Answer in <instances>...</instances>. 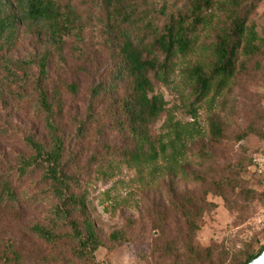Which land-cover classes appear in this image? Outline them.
I'll use <instances>...</instances> for the list:
<instances>
[{
    "label": "trees",
    "instance_id": "1",
    "mask_svg": "<svg viewBox=\"0 0 264 264\" xmlns=\"http://www.w3.org/2000/svg\"><path fill=\"white\" fill-rule=\"evenodd\" d=\"M261 1L185 0L180 6L145 0H0V105L27 107L45 133L41 141L34 135L26 136L25 151L12 171H0V222L9 215L19 218L26 209L40 210V217L27 233L47 247L65 245L81 262H93L100 249L112 250L130 239L127 228L113 232L108 242L100 236L88 209L91 181L79 175L80 159L70 154L64 131V93L78 97L81 86L64 78L63 73L69 70L70 53L80 49L86 30L93 24L84 15L87 7L102 11L98 27L111 49L112 66L101 81L89 86L84 115L70 117L76 139L82 146L95 137L106 139L101 140L105 154H100L99 163L87 167H97L98 178H111L125 167L136 173L140 185L152 187L166 174H188L187 166L181 163L202 137L195 124L196 105L214 102L231 89L240 56L250 60L264 56V37L248 27ZM205 28L215 34L209 45L200 44ZM23 38L33 39L39 47L19 59L13 52ZM200 47L211 58L184 70L194 124H183L175 119L159 87L168 86L178 62L188 61ZM163 117L166 120L157 132L155 127ZM227 131L228 125L221 118L210 120L208 140L200 154L211 170L205 176L190 173L194 181H214L211 172L221 170L216 165L217 152L227 139ZM245 137L246 133L241 134L238 141ZM261 152L259 149L250 157L255 173V156ZM231 169L235 175L236 167ZM233 177H222L217 184L225 199V187H240ZM185 202L174 201L176 214L185 224L182 252L174 250L166 227L160 225L156 230L164 243L162 252H176L187 264H224L229 254L215 258L211 249L196 243L201 228L196 203L191 195ZM263 252L264 246L230 261L249 264ZM0 264H26L14 242L0 238Z\"/></svg>",
    "mask_w": 264,
    "mask_h": 264
},
{
    "label": "rangeland",
    "instance_id": "2",
    "mask_svg": "<svg viewBox=\"0 0 264 264\" xmlns=\"http://www.w3.org/2000/svg\"><path fill=\"white\" fill-rule=\"evenodd\" d=\"M149 4L162 5L169 1L172 5H182L185 0H145ZM85 17L93 20L84 34L83 43L76 53H70L69 70L63 73L67 80H76L81 86L78 97L64 93L65 133L68 137L70 154L80 159L79 175L91 181L88 191V206L100 236L108 242L110 235L127 228L130 231L128 242L115 249L102 248L96 253L93 262L75 260L65 245L47 247L27 233L30 224L40 217L39 211L26 209L19 218L5 216L0 222V238L12 241L23 253L26 264H187L176 252L164 255L163 240L156 228L166 227L168 239L174 250L182 252L184 222L176 214V203L185 205V198L191 195L196 203L198 224L196 243L203 249H211L215 258L226 252L229 259L224 264H232L235 256L245 258L264 246V180L251 168V154L264 148V56L262 58L238 59V76L231 89L214 102L204 101L196 105V125L202 137L181 164L187 166L188 174L165 175L152 187L138 183L136 173L125 167L116 170L111 178L97 177V167H87L99 163L100 154H105L101 136L95 137L86 146L76 139L75 125L70 117L83 116L89 106L88 88L102 80L112 66L111 49L106 46L99 30L102 11L87 7ZM217 19H215L216 21ZM101 21V20H100ZM260 37H264V0L248 22ZM215 34L208 28L201 31L200 44L209 45ZM39 44L30 38H23L13 52L19 59L26 58ZM208 51L198 49L188 61L180 60L171 83L160 86L175 119L183 124H194L190 113V89L187 87L184 70L190 64L210 60ZM56 73L55 75H57ZM62 75V73H61ZM60 76V75H59ZM71 117V118H72ZM221 118L228 125L227 139L217 152L218 174L211 172L214 181H194L192 172L205 176L211 167L201 158V147L207 142L210 120ZM166 117L155 127L161 131ZM246 137L238 141L241 134ZM34 135L44 140L43 125L35 120L27 107L0 105V171L10 173L18 156L25 151V138ZM115 140L114 135H109ZM97 166V165H96ZM236 167L235 175L232 169ZM213 170V169H212ZM208 171V172H207ZM231 176L240 187L233 190L225 187L227 199L220 196L218 183L222 177ZM90 179H88V178ZM202 219V222L200 221Z\"/></svg>",
    "mask_w": 264,
    "mask_h": 264
},
{
    "label": "built area",
    "instance_id": "3",
    "mask_svg": "<svg viewBox=\"0 0 264 264\" xmlns=\"http://www.w3.org/2000/svg\"><path fill=\"white\" fill-rule=\"evenodd\" d=\"M255 170L260 178L264 180V148L255 156Z\"/></svg>",
    "mask_w": 264,
    "mask_h": 264
},
{
    "label": "water",
    "instance_id": "4",
    "mask_svg": "<svg viewBox=\"0 0 264 264\" xmlns=\"http://www.w3.org/2000/svg\"><path fill=\"white\" fill-rule=\"evenodd\" d=\"M249 264H264V252Z\"/></svg>",
    "mask_w": 264,
    "mask_h": 264
}]
</instances>
